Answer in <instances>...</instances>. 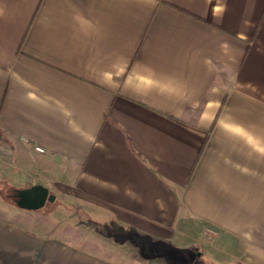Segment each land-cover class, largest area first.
Returning a JSON list of instances; mask_svg holds the SVG:
<instances>
[{"label": "crops", "instance_id": "1", "mask_svg": "<svg viewBox=\"0 0 264 264\" xmlns=\"http://www.w3.org/2000/svg\"><path fill=\"white\" fill-rule=\"evenodd\" d=\"M12 143L23 187L147 242L104 256L11 209L0 264H178L144 251L174 237L198 264H264V0H0L13 181Z\"/></svg>", "mask_w": 264, "mask_h": 264}, {"label": "rangeland", "instance_id": "2", "mask_svg": "<svg viewBox=\"0 0 264 264\" xmlns=\"http://www.w3.org/2000/svg\"><path fill=\"white\" fill-rule=\"evenodd\" d=\"M11 146L14 154H10L8 159L12 162L13 169L17 174L11 175L14 177L13 181L10 178H0V198L4 202H0V205L5 207L0 208L1 213L10 216V218L12 217V219L17 218L12 214L13 211H20L22 215H35L38 213L35 222L45 223L51 229L59 228L63 234H69L68 237L74 241L96 245L100 254L104 256L108 253L114 254L116 258L138 255V248L129 239H126L124 232L116 233L119 228L114 222L107 223L92 219L80 206L65 200L56 187L50 189V194L55 195V199L53 201L48 200L44 207L38 210H27L18 207L12 195L15 190L24 188L23 186H27L30 182L26 178V174L18 173L16 169V165L20 163L19 153L21 148L13 143ZM13 213L17 215V212ZM30 225L33 228L39 227L37 223L28 226ZM62 233H59L61 238L65 237ZM144 242H147V240H143V244ZM152 246L144 251L148 254L160 255L178 264H198L196 259L198 250H200L199 246L180 241L175 237L166 240V242L157 240Z\"/></svg>", "mask_w": 264, "mask_h": 264}, {"label": "water", "instance_id": "3", "mask_svg": "<svg viewBox=\"0 0 264 264\" xmlns=\"http://www.w3.org/2000/svg\"><path fill=\"white\" fill-rule=\"evenodd\" d=\"M15 197L16 205L27 210H38L44 207L48 200L55 199V195L50 194V189L40 183L17 189Z\"/></svg>", "mask_w": 264, "mask_h": 264}, {"label": "trees", "instance_id": "4", "mask_svg": "<svg viewBox=\"0 0 264 264\" xmlns=\"http://www.w3.org/2000/svg\"><path fill=\"white\" fill-rule=\"evenodd\" d=\"M14 192H16V190ZM12 196H14V200L16 202L15 193H13ZM124 235H125L126 239H129L135 245L140 246L143 243L144 238L137 236L136 234L130 233L129 231L124 232Z\"/></svg>", "mask_w": 264, "mask_h": 264}, {"label": "built area", "instance_id": "5", "mask_svg": "<svg viewBox=\"0 0 264 264\" xmlns=\"http://www.w3.org/2000/svg\"><path fill=\"white\" fill-rule=\"evenodd\" d=\"M37 149H38V150H43V149H42V148H40V147H37Z\"/></svg>", "mask_w": 264, "mask_h": 264}]
</instances>
